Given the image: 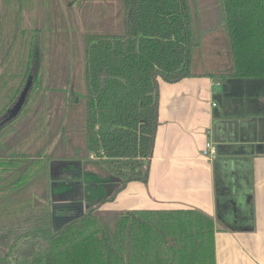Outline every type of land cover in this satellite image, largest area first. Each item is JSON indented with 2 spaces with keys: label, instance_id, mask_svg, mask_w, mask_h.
I'll return each instance as SVG.
<instances>
[{
  "label": "trees",
  "instance_id": "obj_1",
  "mask_svg": "<svg viewBox=\"0 0 264 264\" xmlns=\"http://www.w3.org/2000/svg\"><path fill=\"white\" fill-rule=\"evenodd\" d=\"M191 1L122 0L121 34L84 36L85 148L76 147L72 167L83 169L94 155L114 177L100 183V198L85 199L88 209L78 211L75 201L54 207L51 185L50 204H32L26 173L14 178L25 163H45L49 171L45 144L0 149V264H215L212 221L197 211L100 209L129 183H147L159 80L213 78L220 86L212 94L215 119L264 116V0H219L232 70L217 74L192 72L202 34ZM43 6L0 0V140L31 116L29 138L45 136L44 35L23 29L22 17H36ZM67 101L73 106L81 98L69 93Z\"/></svg>",
  "mask_w": 264,
  "mask_h": 264
},
{
  "label": "crops",
  "instance_id": "obj_2",
  "mask_svg": "<svg viewBox=\"0 0 264 264\" xmlns=\"http://www.w3.org/2000/svg\"><path fill=\"white\" fill-rule=\"evenodd\" d=\"M43 1L42 15L23 13L24 21L29 23L25 27L44 31L45 39L58 37L56 44L63 46L60 39L68 36L54 33L66 25H57L55 18L59 20V16L48 12L50 5L62 4L64 16L77 20L76 8L82 0ZM117 1L120 0H108ZM80 28L74 32H82ZM82 41L80 61L72 58L74 65L78 62L77 66L68 67L71 83L84 84V36ZM57 79V75L45 68V85L67 86L53 81ZM219 87L217 81L207 76L190 77L174 84L159 80V125L147 183H129L114 201L100 209L107 212L197 211L212 221L215 264H264V116L234 119L240 123V140L218 148L213 142L214 122L226 120L213 117L212 94ZM68 116L64 111L61 123ZM63 126L55 133H49L47 127L46 153L53 152L57 144L65 146L72 141L73 130L65 135ZM219 137L227 136L220 132ZM20 139V132L11 126L0 140V149L21 144ZM207 142H213L216 147L212 160L202 154Z\"/></svg>",
  "mask_w": 264,
  "mask_h": 264
},
{
  "label": "rangeland",
  "instance_id": "obj_3",
  "mask_svg": "<svg viewBox=\"0 0 264 264\" xmlns=\"http://www.w3.org/2000/svg\"><path fill=\"white\" fill-rule=\"evenodd\" d=\"M191 2L197 17V21L195 20L194 23L196 31H200L202 34V44L199 50L195 53L192 72L196 74L230 72L232 70V62L226 32L220 20L219 0H192ZM61 6L62 4H51L48 12L59 16V20H57L58 17L55 18L57 25H66V27L59 28L54 34L62 33L68 37L62 36L63 39L59 38L63 43V46L56 44L58 37L53 36L48 39L43 38V64L44 68H47L48 73L52 72V74L57 75L59 78L53 80L55 83H64L67 86L45 85L43 83L40 87L43 97L41 106L46 110L44 138L37 142L32 139L35 141L34 143L29 142V140H31L29 135L33 126L32 124L36 119L32 116L28 117L19 125H12V127H16V130L20 132L21 144H17V147L20 150L30 146L40 147V145H43L46 142L47 127L49 133H55L57 129L59 131L65 124L62 133L65 134V130L66 133H70L73 130L74 134H70V136H73L72 141L67 145L63 146V144H57L51 153H46L45 149V156H50L48 172L47 170H44L45 163H36L30 166L25 163L18 166L14 171L16 173H14L13 176L16 178L17 176L26 173L27 182H29L30 186L27 193H29L30 196L32 195V197H30L32 204H50L48 192L49 186L51 185L55 189L53 193H50L52 201L55 198H59L60 200L64 199L68 204H70L71 201H75L78 203L81 202L85 205L86 198L88 199V197H91L96 201L101 197L102 190L100 188V183L113 181L114 177L107 175L104 172L103 168L97 164V159L94 155H90L83 163H81L84 167L83 169L72 167L74 163L73 154L76 152V147H80L83 151L85 148V90L83 82L73 81V83H71L72 77L68 74V67L73 68L74 66H77L76 63L78 62L74 65L72 63V58L74 61H80V45L83 42L82 37L86 34L122 33L121 19L124 13L123 3L122 0L117 1L116 3L108 2V0H82L80 5L76 8L77 20L74 18L72 19V17L67 18V16H64L65 7ZM43 9H41L36 15H42ZM23 16L25 15L22 14V17ZM24 20L25 19H23V29L31 30L25 27L26 25H29V23ZM80 26V31H82V28L83 31L79 33L74 32V30L77 31ZM34 29L38 28L34 27L33 30ZM45 30L50 34V31L47 30V28ZM42 34L44 35V31ZM1 73L2 70H0V76ZM217 89L220 90V87ZM52 90L54 92L50 93L49 91ZM65 93L78 94L81 98V102L73 106L68 105V96L65 98ZM64 111H67L69 116L65 119L63 118L61 123V116ZM47 114H49L50 117H47ZM21 128H24L25 131H22ZM83 151L82 154L84 155ZM16 157H19L18 152ZM24 159L27 160V158ZM32 160L33 159H31V161ZM49 173L53 175L55 179L51 180V177L49 178ZM13 176H11V178H13ZM54 192L57 193L54 194ZM92 199L90 200L91 202ZM53 203L55 204V202ZM75 209L76 208L72 209V212L75 211ZM72 215V219L79 216L77 213H73Z\"/></svg>",
  "mask_w": 264,
  "mask_h": 264
},
{
  "label": "water",
  "instance_id": "obj_4",
  "mask_svg": "<svg viewBox=\"0 0 264 264\" xmlns=\"http://www.w3.org/2000/svg\"><path fill=\"white\" fill-rule=\"evenodd\" d=\"M220 132H225L227 137H224V139L219 137ZM240 140V123L237 120L234 119H226V120H216L214 122L213 127V142L217 144L220 148L223 144H234L237 143ZM56 206H62V205H68V202L64 199L60 200L59 198H55L53 200ZM78 207V211L82 209H88L90 204L85 203L83 205L81 202L76 204Z\"/></svg>",
  "mask_w": 264,
  "mask_h": 264
},
{
  "label": "built area",
  "instance_id": "obj_5",
  "mask_svg": "<svg viewBox=\"0 0 264 264\" xmlns=\"http://www.w3.org/2000/svg\"><path fill=\"white\" fill-rule=\"evenodd\" d=\"M213 106H215L214 103ZM202 154L205 158L212 160L216 156L215 144L213 142H207Z\"/></svg>",
  "mask_w": 264,
  "mask_h": 264
}]
</instances>
